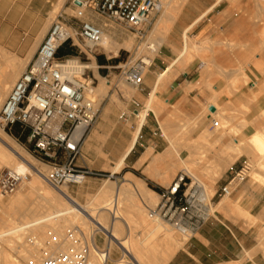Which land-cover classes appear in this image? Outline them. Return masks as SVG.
Masks as SVG:
<instances>
[{
  "label": "rangeland",
  "instance_id": "1",
  "mask_svg": "<svg viewBox=\"0 0 264 264\" xmlns=\"http://www.w3.org/2000/svg\"><path fill=\"white\" fill-rule=\"evenodd\" d=\"M59 1L60 0H0V58L4 56L5 58L8 57L7 59H9L10 57V61L16 60L17 62L23 63L24 72L26 67L32 60L31 59L28 61L30 52H32L35 48L38 49L42 41L44 30L46 28L47 30H49L53 22L60 15L63 16L65 22L69 27H71L73 34L74 32H78L81 21L76 19L78 7L74 5L75 0H66L64 3H61ZM159 1L161 2V0ZM172 1L175 3L178 0ZM226 1L230 4V9L226 13L227 16L228 14H242L243 8L241 6V2L243 0ZM249 1H251V3L255 7H257L256 9H258L260 0ZM184 2L179 8L176 14L177 16H175L173 20L169 21L171 23L167 22L164 25L165 27L162 26L163 29L161 28L159 32L155 31V29L158 27L159 20L162 18L165 10L163 9L159 14H157L152 22V25L148 28V36L144 41L137 39L136 35L124 26L99 16L94 10L93 6H88L85 11L84 20L92 22L95 26L104 31L103 33L105 35H108L112 39V41H114V43L121 46L126 41H129L133 43V46L129 50L125 48L120 49L117 56H114V54L110 56L107 55L101 47L96 50V53L94 55L87 56L84 54V43L78 37H75V40L73 41V43H70L69 46L67 44V46H63L65 49H69L70 51L72 50L74 52L73 55L66 56L63 59L78 60L84 66L89 64L91 65L93 64V62L96 64V66L98 67V77L105 79L108 83L107 85L109 86V91L105 98H102L98 95L95 96L99 115L107 106H114L116 110V118L109 125L107 135L101 137L96 147L93 148V158H89L92 162H94L92 168L97 170L92 171L98 174V176L89 178L86 184L81 186L65 185L59 188H66L69 194L82 206L88 207L90 204H97L96 208H100L104 204L98 201L99 192L103 189L104 186L107 185V183L112 182L115 183L117 187H122L125 184L126 180H128V176L132 175L135 178L144 181L146 187L155 192L152 187H158L162 190H165L177 177L181 175H185V177L188 176L189 179L186 177V180L188 182V189H190V194H194V201L196 203L192 206L186 207L185 211L182 212L181 209L177 210L178 204H172L171 202L168 203L165 200H162L161 195L155 192L159 197L157 198L158 202H155V204H157L155 214L159 215L160 217L155 216L154 218H149V220L151 221L160 220V224L163 226H167L176 236L180 233L179 229H186L190 232L188 237L185 238V243L181 248L178 249L169 264H171L176 255L185 248L190 239L193 238V236L203 228H207L209 232L207 235L209 237H213L214 239H216L215 245L220 248L221 252H227V255L223 256L222 261L218 264H264V200L260 202V199L256 200V197H254L256 195L261 197V199L262 197H264V180H258L261 182L256 183L253 180V177L255 176L252 177L254 173H258L263 179L264 160L262 158L252 159L249 156L242 154L241 152L236 150V148L231 147L233 140L239 138L248 140L251 137L249 134H247L246 136H242L246 133L247 129L249 130V127L253 128V135L260 134L261 137L264 138V50L262 46H260L259 48L258 44L259 40H262L264 42V24L260 28H258V33H252L251 41H243L238 39L236 41H228L226 39L227 37L225 39L224 37H222L221 39H224L225 41L221 40V45H207V49H199L200 47L196 46L193 41L187 39L188 37H190V34L193 31L192 28L188 32L187 30L184 32L183 45V9L185 8L189 0H185ZM247 16L251 19V21L256 22H259L262 17L259 9L255 10L254 8L252 9L250 14H247ZM262 19H264V16L262 17ZM21 24L30 25V31L28 32L26 30L28 26H25L19 32V25ZM160 38L161 40L164 39L166 43H168L172 38H174L175 40L174 54L169 52L167 58H165V65L161 67V69L165 70L166 68H169L171 64L174 65L172 68L174 75L170 76L169 81L166 80L167 75L163 77L164 79L160 78L159 81V76L150 79L149 81L147 78L150 74L151 68L148 69L145 75V83L152 88L150 90L152 91V93L150 98L143 97L140 95L139 90H136L126 84L122 75L121 68L126 63L139 60L143 57V55H147L148 49L146 51V48L148 47V44L153 41V39H156L157 42H160L161 40H158ZM187 43H190V47H188V50ZM232 45L234 48H231ZM203 46L204 45H202L201 47ZM257 48H259L258 51L260 50L258 53H256L257 51H253V49L257 50ZM37 49H35L33 57ZM211 49L214 51L213 55L211 54ZM229 51L235 52L237 55H221V53L223 54ZM252 51L255 52L254 54H256L257 56L252 54ZM143 52L146 53L142 54ZM182 54L184 56H182ZM157 58H159V55L154 56L153 60L155 61L157 60ZM99 60H103L105 64L101 65L99 63ZM216 60L221 62V64ZM215 62L218 68L216 66H213V64L216 65ZM183 63H186V66L183 65ZM203 63H206L205 68L207 69V71H212L211 73L209 72L211 78H209L208 84L207 82L206 84L204 83V79L202 82H199V84L195 85L193 90L199 91L201 95L205 90L208 91L211 95L209 100L208 98H206L205 102H201L198 100V98H195L193 105L194 111L191 112L185 110L183 100L179 101L176 104H168L167 102L159 99V94L162 91H168L170 93L172 90L171 87L178 88V86L183 83V71H186L190 68L197 69ZM222 66L223 69L220 68ZM219 68L221 69V71ZM216 70H218V73L216 72ZM223 70L226 72V75L224 74L225 72L223 73ZM247 71L250 72L247 73ZM219 73H222L221 76H219ZM160 74L162 75L163 72H160ZM87 78L88 81L94 82V89H97L100 86V79H97L93 70H88L86 72V76L82 79ZM219 83L225 86L224 89L217 92L215 90V86H217ZM245 88L248 90L249 96H245V94L243 93ZM156 96H158V98ZM213 96H217V102L220 103L221 115L218 117L220 118V121H218L217 118L212 117L209 109L207 108V106L211 104V98ZM137 99H139L143 104V109L138 110L139 112L148 111L150 105L153 103H155V106L158 105V110L152 109L148 111V124L146 125V127L144 126L142 133H140V137L135 145V155H131L129 161L124 162L123 167L118 173L115 174L113 173V171L120 160L119 158L131 144L137 130V114L134 113V110H137L134 106V101H136ZM234 99L237 102L235 105L233 103ZM261 101L263 102V105L260 107L259 102ZM252 106L257 107L259 117L257 120L249 123L244 121V119L245 116L249 115L252 112ZM150 112H153L154 114H151ZM161 120L170 122L172 127H174L172 128V138L173 141H175L174 145L176 148V152H174L173 156L170 157L167 162H165L163 166L165 181L163 182V184H161V186H159L151 181L156 180L148 177L145 174L148 166L142 167V165L148 163V161L144 162L142 165H140L139 163L135 168H131L132 166L130 165V162H132L140 155H142V158L140 160V162H142L143 157L150 149L153 150V157L165 154V151L163 152V149H168L170 146V142L166 139L167 134L162 128ZM94 127L95 125L89 130L82 144V152L85 153V155L86 153H88L85 147V142L91 135ZM149 127L152 129V131L150 132L152 135L158 134V137L156 138L161 144L164 145L163 148H158L157 150H155L144 142L145 134L148 131ZM0 131L10 137L29 156H31L33 160L38 163L40 168L45 166L46 168L43 169L48 175V172H50L51 170V166H49L47 162L41 161L33 155V147L27 140V132H23L20 129L18 134L16 135L13 129L4 131L1 127ZM226 131L228 133L230 131L231 133H233H229L231 134L229 135ZM224 134L227 135L225 138L222 137ZM177 138L179 139L178 142ZM221 138H223L225 141ZM229 140H231L232 142L230 141L229 143ZM121 141H123L124 145L115 165L106 167L99 166L102 159L98 157L96 158L94 156L95 150L99 151L102 158L107 159V156L105 154L111 153L113 149L119 147ZM189 149L194 150V154L193 152H190ZM103 152L104 155H101ZM190 154H192L193 159H191L192 157L190 156ZM222 158L224 161L226 160L227 162L232 163L233 160L234 162L230 167L225 168L224 164L227 162H223ZM245 161H247L251 167L248 171V174L245 175L244 180L236 181L234 183L232 196L226 199L223 198L221 196L220 189L226 187L230 182L233 181V179L236 178L239 173L244 170V168L246 167V165H243ZM59 163L63 164L65 163V160L61 159L59 160ZM194 163L197 164L196 167ZM171 166L175 168H172ZM185 167L187 170L191 169L192 172L196 170L195 175L197 176L196 179L198 181H195L191 176L186 174V172L184 171ZM8 169L9 168L5 167L0 162V172ZM169 169L170 171H167ZM31 179L32 178L30 176L27 182L31 181ZM202 185H205V187L206 185H208L207 192L208 196L210 197H208L209 200L207 201H205ZM51 187L52 186L49 185V188ZM51 189L53 191L55 190V192L58 191V189L53 187ZM25 192V186H21L14 195L0 198V201L4 203V205H7L17 195H24ZM39 194L40 192L29 194V200H27L26 205H31L32 203L39 201ZM251 197L254 198V200L250 201ZM122 199L123 197H121V200ZM124 201L125 200L123 199V201L119 204V211L122 214H127L126 216L124 215V218H129L130 220L132 218V220H134L133 216L136 214V212L134 211V209L126 206L128 205V203L126 201L125 203ZM223 202H227L226 205L228 206L223 208L221 206ZM246 202L248 203V205L245 204ZM140 203L142 206L143 204H145L143 201H140ZM190 203L192 204L193 200H190ZM255 204H258V208L255 212H251L250 209H253ZM26 209L27 208L25 207L22 209V211H25ZM124 210H126L127 213ZM128 210H130L131 215H129L130 212H128ZM150 210L151 209L148 208V213H151ZM47 212L48 211L37 212L38 216H36V218H38H34V220H39V218L44 219L48 217V215H51V212ZM96 212H98V210H96L94 213ZM10 213L11 212L0 210V218H3L5 220L10 219L8 216ZM13 218L19 219V216L16 215ZM30 221L33 220H30V218H28V222ZM47 223L45 224L47 225V227L45 228L46 231H39L40 233L37 232L38 234H32L31 231H26L24 234V242H29L28 244H30V239L33 238V240L36 241L35 243H37L42 248L43 253L46 251L45 255L43 256L44 260L46 255H62L66 254L68 250L74 248L72 242H69L70 245L69 243H67L65 246H61L62 249H59L58 246V244L62 242L63 238L66 237L69 232H71L69 226L68 228L65 227L66 229H64L62 233L63 235L61 234V236L63 237H59L52 230L53 228L58 227L57 224H55V220H50V222L48 221ZM88 225L89 230H96L93 225ZM80 229L82 228L80 227ZM80 229H76V232H79ZM125 229L126 227L123 228V234H121L120 236H124L122 238L120 237V239L129 238V231L128 229ZM137 229H135V232L137 231V234L134 233L133 236L136 234L138 235V237L136 235L135 236L141 239L142 242L147 241L148 237L144 233L143 228H141L140 230V228L137 227ZM82 230H84V228ZM41 234L45 235L43 236ZM142 235H144V237L141 238ZM233 235L236 236L237 242L231 240V236ZM180 236L182 237V234ZM54 241L55 243L57 242L56 245H52ZM3 243L4 242L0 241V248L2 249L5 247L6 251H9L8 247L9 245H12L10 243V239L8 240V242L4 244ZM96 243L100 249L104 250L107 245V236L102 232H97ZM10 252L11 251H9V254H11L10 257L12 261L16 260L15 262L19 264H25L24 262L26 261L21 258L20 255L15 252ZM44 260L41 258V264H44ZM122 260H125L131 264L133 261L131 258L124 257V249L114 245L112 252V261H109L108 264H115L116 262H120ZM188 262L189 264H192L194 260L189 259ZM205 263L210 264L207 261H205Z\"/></svg>",
  "mask_w": 264,
  "mask_h": 264
},
{
  "label": "bare ground",
  "instance_id": "2",
  "mask_svg": "<svg viewBox=\"0 0 264 264\" xmlns=\"http://www.w3.org/2000/svg\"><path fill=\"white\" fill-rule=\"evenodd\" d=\"M65 1L66 0H60L59 2L64 3ZM79 1L83 2L85 0H79ZM184 1L185 0H178L177 2L174 3L172 0H161L160 3L162 6V10L164 9L165 11L163 13L162 18L159 20V25L155 29V31L159 32L161 30L162 26L165 27L164 25L167 22L173 20V18L175 16H177L176 14H177L179 8L181 7V5L183 4ZM87 8H88L87 5H83L82 7H80V10L85 12ZM56 12H57V10H56ZM169 23H171V22H169ZM45 32H48V30ZM69 33L72 37H75V34H73L72 30H70ZM158 40H161V38ZM164 43H166L164 39L161 40L160 42H157L156 39L155 40L153 39V41H151L148 44L149 49L146 46L147 47L146 51L148 49V52H147V55H145V56H147L146 61H147L148 66L152 65L154 56H156L160 52L161 48L164 46ZM258 44H259V48H260V43H258ZM132 46H133V43H131L129 41H126L123 45L120 46V45L114 43V41H112V39L108 35H105L104 33H103L102 42L100 44V47L109 56L112 54H114V56H117L118 51L120 49L125 48V49L129 50L132 48ZM188 47H190V43H187V50H188ZM232 47H233V45L231 46V48ZM203 48L205 49L206 47L200 46L199 49H203ZM259 48H257V50L253 49V51H255V52L257 51L256 53H258L260 51V50L258 51ZM262 48L264 50V45ZM262 48H261V52H262ZM35 49H37V48H35ZM35 49L32 52H30V54L28 56V61L33 57ZM255 52H253L252 54H254ZM145 53L143 52L142 54H145ZM180 54H181V52H180ZM254 55H256V54H254ZM182 56H184V55L182 54ZM7 58H5L4 56H2L0 58V110L4 105V102L8 98V96H9L13 86L15 85L17 79L19 78V76L22 74V72L24 70V64L23 63L17 62L16 60L10 61L9 60L10 57H9V59H7ZM182 59H183V57H182ZM217 62H219V61H217ZM219 63L221 64V62H219ZM184 64H186V63H184ZM209 64H211V63H209ZM215 64H216V62H215ZM204 65H206V63ZM68 66H69V68H78V69L85 68L87 70H93L97 79L98 78L100 79V86L97 89H93L92 96L95 97L96 95H98V96H101L102 98H105L107 96L108 91H109V86L107 85L108 83L105 79L98 77V74H97L98 67L96 66V64L94 62L91 65L89 64V65H86L85 67H82L81 64L78 62V60H69ZM213 66L217 67V64L216 65L213 64ZM220 68L223 69V66ZM221 69H220V71H221ZM218 70H216V72ZM224 70H223V73L226 71V70L225 71ZM203 71H204V69H203ZM208 71H206V72L208 73ZM207 73H206V75H207ZM221 74L219 76H221ZM224 74L226 75V72ZM163 76H160V77L162 78ZM167 78H168V76H167ZM169 78H170V76H169ZM158 79H160V78H158ZM224 79H225V77H224ZM160 82H161V80H160ZM204 82L206 84V81H204ZM215 94H217V93H215ZM154 95H156V94H154ZM156 97L158 98V96H156ZM210 106H214L216 108V112L214 114L213 113H211V114L213 115L214 118H217L218 121H220L219 120L220 118H218V117L221 115V113H220V105L217 102V96L214 97L213 103L209 104V106H207V108H209ZM157 108H158V105L155 106V103H153L150 105L149 110H152V109L158 110ZM148 111H144V112L141 111L136 115L137 120H138L137 130L135 132V135L132 139L131 144L127 147V149L123 152L122 156L119 158L120 160H119L116 168L114 169L113 173L116 174L120 171V169L124 165L126 158L134 149V147H135V145H136V143L140 137V133H141L142 129L147 124ZM223 117H224V115H223ZM161 123H162V128H163L164 132L167 134L166 139L170 142L169 148L166 150L164 155H160V156L158 155L156 157H153V150L150 149L145 154L142 162L140 163V165H142L144 162L152 160L151 163L148 165V168L146 169L145 174L148 177L156 180L159 184H163V182L165 181V173L163 172V166H164L165 162H167V160L173 156V153L176 152V148L174 145L175 141H173V138H172V133H173L172 128H174V127H172L170 122H167L165 120H161ZM227 133H225V134H227ZM229 133H231V131ZM238 133H236V134H238ZM225 134L222 136L223 138H225L227 136ZM231 134H229V135H231ZM223 138H221V139H223ZM228 139H229V137H228ZM178 140L179 139L177 138V142H178ZM231 140H229V143ZM177 144H179V143H177ZM231 147L236 148V150H238L242 154L249 156L252 159H261L262 158L264 160V138L261 137L260 134H255V135L251 136L248 140L242 139V138L235 139V140H233ZM189 151L193 152V154H194V150L189 149ZM190 156L192 157V154H190ZM191 159H193V157ZM222 160H223V158H222ZM230 160H232V159H230ZM225 161L223 160V162H225ZM0 162L2 163V165H4L5 167H7L9 169H12L13 171L17 172L19 175H22V176L30 175L32 178L31 181L26 182L22 185V186H25V188H26V192L24 195H17L14 199L11 200V202L9 201L10 202V203H8L9 205L8 204L4 205V203H2L0 201V210L11 212L8 215L10 219L5 220L3 218H0V226H1V228H0V241L6 243L10 239V243L12 245H9V247L7 246L9 248V251L15 252L18 255H20V257L26 261V262L23 261L25 264H41L42 263L41 258L44 260L43 256L46 253V251L43 253L42 248L37 243H35L36 241L33 240V238L32 239L29 238L30 242H31L30 244H28L29 242H27V243L24 242L25 232L31 231L32 234L37 233V232L40 233L39 231L45 230V228L47 227V225H45V224L48 221L50 222V220H55V222H56L55 224H57L58 227L53 228L52 230L59 237H63V236H61V234L63 233L64 229H66L65 227L68 228V226H69L71 232H76V229H80V227L82 229L84 228V230H82V229H80V230H82L81 232L84 234V237L87 240H89L90 243L92 244L90 247V263L91 264H108L109 261H112V252H113V246L114 245L119 246L120 248L124 249V257L131 258L133 260L132 264H169L170 261L175 256L178 249L181 248L182 245L185 243V240H186L185 238L188 237V235L190 233L186 229H179V232L182 234V237L180 236L181 235L180 233H179L180 235L178 234L179 236L178 235L176 236V235H174L172 230L169 229L167 226L161 225L160 220L159 221L158 220H156V221L149 220V218H154L155 216H159V215L155 214V209L157 207V204H155V202L156 201L158 202L157 198H159V197L157 196V194L155 192H153L152 190H150L146 187V184L144 181L137 179L132 175L128 176V180H126L125 184L122 187H117L116 184L112 183V182L107 183V185L104 186L103 189L99 192V197H98V201L103 203L104 205L100 208H96L97 204H90L88 207L82 206L76 199H74L69 194V192L66 188H59L58 191H56V192H55V190L53 191L51 189L52 187L49 188V184L45 180L47 174L45 173V171L43 169L46 167L43 166L42 168H40L38 163H36L31 156H29L10 137L3 134L2 131H0ZM233 162L234 161L232 160V163ZM232 163L231 162L225 163L224 164L225 168L230 167L232 165ZM196 165L197 164H195V167H196ZM222 165H223V163H222ZM260 165H262V164H260ZM171 167L175 168L173 166H171ZM167 171H170V169ZM184 171L186 172L187 175L191 176L195 181H198L196 179L197 176L195 175L196 170L194 171L195 172L194 173L191 171V169L187 170L185 167ZM173 175H174V173H173ZM253 176H255V177H253ZM252 177L256 183L261 182L258 180H264V177L262 179V177L258 173H254V175H252ZM202 186H203L202 189H203V194L205 196V201H207V200H209L208 197H210V196H208V192H207V186L208 185H206V187H205V185H202ZM36 192H40L39 198H38L39 201L32 203L31 205H26L27 200H29V197H28L29 194H33ZM209 192H210V190H209ZM121 197H123V199L128 203V205H126V206H129L130 208L134 209V211L136 212V214L133 216L134 220H132V218H131V220L129 218L128 219L124 218V215L126 216L127 214H122L119 211V204L123 201V199L121 200ZM226 198H228V197H225V199ZM120 200H121V202H120ZM140 201L141 202L143 201L145 204H143V206H142ZM226 204H227V202H225V203L223 202L221 204V206L223 208H225L228 206ZM126 206H125V208H126ZM25 207L27 209L25 211L24 210L22 211V209ZM148 208L151 209L150 210L151 213H148L149 212ZM96 210H98V212L94 213ZM40 211L41 212L42 211H48L47 213L51 212V215H48V217H46L44 219L39 218V220H34V218H36V216H38L37 212H40ZM124 211L126 212V210H124ZM23 212H25V213H23ZM128 212H130V210H128ZM16 215L19 216V219L13 218ZM129 215H131V212ZM11 218H13V219H11ZM28 218H30V220H33V221L28 222ZM88 224L93 225L96 228V230H94V229H93V231L89 230ZM125 227L129 231V238L128 239H120V237L122 238L124 236V235L123 236H120V235L123 234V228H125ZM137 227L140 228V230H141V228H143L144 233L148 237L147 241L142 242L141 239L137 238L138 237V235H136L137 231L135 232V229H137ZM91 228H92V226H91ZM97 232H99V233L102 232L107 236V245H106V248L104 250L100 249L96 243V233ZM134 233H136L135 235L137 237L135 235L133 236ZM41 235H43V234H41ZM142 237H144V235H142L141 238ZM44 239H45V237H44ZM69 242H71V240L69 239V237L67 235L66 237L63 238L62 242L60 244H58L59 249H62L61 246L63 247ZM56 243L54 241V243L52 245H54V244L56 245ZM69 245H70V243H69ZM73 246H74V244H73ZM4 249H5V247L0 250V264H19V263L15 262L16 260L12 261L11 257H10L11 254H9L8 250H7L8 251L7 252L6 249L5 250ZM69 251L70 250H68L67 252H69ZM115 264H131V263H128L127 261L122 260L120 262H116Z\"/></svg>",
  "mask_w": 264,
  "mask_h": 264
},
{
  "label": "built area",
  "instance_id": "3",
  "mask_svg": "<svg viewBox=\"0 0 264 264\" xmlns=\"http://www.w3.org/2000/svg\"><path fill=\"white\" fill-rule=\"evenodd\" d=\"M83 5L93 6L99 16L124 26L141 41L147 39L148 28L162 11L159 0H89ZM77 9L76 19L81 24L78 32H74L75 37L83 41L85 55H94L100 48L103 31L84 20L85 12ZM70 30L63 16H58L0 111V127L4 131L19 126L23 132H28L32 153L51 166L46 181L56 189L65 185L81 186L89 178L98 176L89 168L75 166V161L82 157L83 141L96 124L99 110L92 96L94 82L82 79L88 70L69 68V60L57 58L62 47L75 40ZM146 59L147 56H143L121 68L126 84L136 90H142L146 72L151 67ZM134 106L137 109L135 114H138L141 106L135 102ZM61 159L65 163L60 164ZM250 168L246 164L232 182L220 189L223 198L232 196L234 183L244 180ZM29 177L10 169L0 172V198L14 195ZM186 177H177L160 194L162 200L178 204L177 210L182 212L196 203L194 194L189 192ZM190 200H193L192 204ZM68 237L74 248L66 254L46 255L44 264H91L90 241L80 230L69 232Z\"/></svg>",
  "mask_w": 264,
  "mask_h": 264
},
{
  "label": "crops",
  "instance_id": "4",
  "mask_svg": "<svg viewBox=\"0 0 264 264\" xmlns=\"http://www.w3.org/2000/svg\"><path fill=\"white\" fill-rule=\"evenodd\" d=\"M241 6L243 8V12L241 15L228 14L227 16L226 13L230 9V4L227 3L226 0H189L185 8L183 9V44H184V32L186 30L188 32L192 28H193V31L190 34V37L187 36L188 37L187 39L193 41L198 47L202 45L206 47L207 45H211V44L219 46L221 45V40L225 41L224 39L226 37L228 41H236L237 39L243 40V41H251L252 33L253 32L255 34L258 33L257 32L258 28H260L264 24L263 23L264 19H262V17L264 16V0H260V3L258 5V9L262 15L259 22L251 21V19L247 16V14L251 13L253 8L255 10H258L256 9L257 7H255L251 3V1L243 0L241 2ZM25 26H28L26 30L29 32L30 25H25V24L19 25L20 29L19 30L17 29V30L20 32ZM45 31H47V28L44 30L43 35L48 33V32L46 33ZM43 35H42V41L44 37L46 36V35L45 36ZM222 37H224V39H221ZM174 41H175L174 38H172L169 40L168 43H165V45L161 48L160 52L157 54V56L159 55V58H157V60L155 61L153 60L152 65L150 67L151 71L147 78L149 81L150 79L156 78L157 76L161 78L160 76L167 75L169 78V76L174 75L173 70H172L173 68L172 64L170 68H166L165 70L161 69V67L165 65V62H166L165 58H167L168 53L170 52L174 54V49H175ZM259 43H260V46L263 47L264 42L262 40H259ZM205 49H207V47ZM211 52H212L211 54L213 55L214 51L212 50ZM221 55L235 56L237 54L235 52L229 51ZM183 65L185 64L183 63ZM205 69H206L205 65L201 64L200 67H198L197 69L190 68V69H187L186 71H183V83H181L178 86V88L171 87L172 90L170 93L168 91H162L159 94V99L167 102L168 104H176L179 101L183 100V105H184L185 110L193 112L194 111L193 105H194L195 98H198V100L201 102H205L206 98L209 99L211 97L210 93L206 90L203 92L202 95L199 91L193 90L194 86L199 84L198 82H202L204 79H205L204 81H206L208 84V81L211 75L209 71L207 73L206 72L207 69L206 70ZM160 72H163V74L161 75ZM249 72L250 71H247V73ZM168 78L166 79L169 80ZM224 86L225 85L219 83L217 86H215V90L218 92L224 89ZM151 89L152 88L150 86L146 85L145 80H144V86L142 90H139V93L143 97L150 98L151 93H152V91H150ZM243 93L245 94V96H249V92L246 88L244 89ZM214 97L215 96L212 97L213 99L211 98V103H213ZM234 100H233V103L235 105L237 102L236 100L235 101ZM134 102L138 103L141 106V109H143V104L139 99H137ZM262 103H263L262 101L259 102L260 107L263 105ZM218 104L220 105L219 102ZM210 107H214V106H210ZM251 109H252V112L249 115L245 116V119H244V121L249 122V123H252L253 121L257 120L259 117L257 107L252 106ZM115 112L116 110L114 106H107L98 116L95 127L93 128L91 135L88 137V139L85 142V147L88 153H86L85 155V153L82 152V157L75 161L76 167L89 168L94 171L96 170L92 168L94 162H92L89 158H93L92 150L93 148L96 147L101 137L107 135L109 125L116 118ZM134 113H136L135 110H134ZM150 113L154 114L153 112H150ZM211 116L213 117L212 114ZM151 131L152 129L149 127L148 131L145 134L144 142L155 150H157L158 148H163L164 145L161 144L156 138L158 137V134L152 135L150 133ZM252 132H253V128L249 127V130L247 129L246 133L242 136H246L247 134H249L250 136H253ZM123 145L124 143L123 141H121L119 147H116L115 149H113L111 153L105 154L107 156V159L102 158L100 156L99 151L95 150L94 156L96 158L98 157L102 159L99 166L101 167L114 166L116 161L119 158L120 152L122 151ZM166 150L163 149V152L164 151L166 152ZM135 153H136V147L128 155L125 162H128L131 155H135ZM101 155H104V152ZM141 158H142V155H140L139 157L134 159L132 162H130V165L132 166L131 168H135L139 163H141L140 162ZM151 161L152 160H149L148 163L143 164L142 167L148 166V164H150ZM246 164H248L247 161H245L243 165L245 166ZM151 181L154 182L156 185L161 186V184H159L157 181H153V180ZM254 197H256L255 198L256 200L260 199V202L264 200V197H262V199L261 197L257 195ZM252 200H254V198L251 197L250 201ZM245 204L248 205L247 202ZM257 208H258V204H255L254 208L250 209V211L255 212ZM208 233L209 232L207 228H203L196 235H194L193 238H191L188 244L185 246V248L176 255V257L174 258L171 264H189L188 262L189 259L194 260L192 264H206L205 261H207L210 264H218L219 262H221L222 257L226 256L227 252H223V251L221 252L220 248L217 245H215L216 239H214L213 237H209L207 235ZM231 237H232L231 240H233L234 242L235 241L237 242L236 236L233 235Z\"/></svg>",
  "mask_w": 264,
  "mask_h": 264
},
{
  "label": "trees",
  "instance_id": "5",
  "mask_svg": "<svg viewBox=\"0 0 264 264\" xmlns=\"http://www.w3.org/2000/svg\"><path fill=\"white\" fill-rule=\"evenodd\" d=\"M68 46H69V44H67ZM66 45V46H67ZM74 54V52L71 50H69V49H65L64 47L59 51V53H58V55H57V58L58 59H63L64 57H66V56H69V55H73ZM99 63L101 64V65H104L105 64V62L103 61V60H99ZM21 128L19 127V126H16V127H14L13 128V130H14V132L16 133V135L18 134V132H19V130H20ZM22 130V129H21ZM28 133V132H27ZM153 188V190L155 191V192H157L158 194H161L162 193V189L161 188H158V187H152Z\"/></svg>",
  "mask_w": 264,
  "mask_h": 264
},
{
  "label": "water",
  "instance_id": "6",
  "mask_svg": "<svg viewBox=\"0 0 264 264\" xmlns=\"http://www.w3.org/2000/svg\"><path fill=\"white\" fill-rule=\"evenodd\" d=\"M74 5L80 8V7L83 6V2H81V1H79V0H75V1H74ZM209 111H210L211 113H215V112H216V109H215V107H210V108H209Z\"/></svg>",
  "mask_w": 264,
  "mask_h": 264
}]
</instances>
